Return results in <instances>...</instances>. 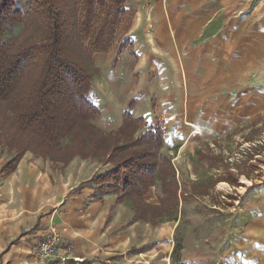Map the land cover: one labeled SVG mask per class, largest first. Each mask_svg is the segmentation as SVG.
<instances>
[{
  "label": "rangeland",
  "instance_id": "374dc122",
  "mask_svg": "<svg viewBox=\"0 0 264 264\" xmlns=\"http://www.w3.org/2000/svg\"><path fill=\"white\" fill-rule=\"evenodd\" d=\"M252 1L237 6L244 15L257 7L256 17L264 21V0ZM153 4L154 0L130 1L137 14L118 39V47L126 40L130 44L116 69L112 68L116 51L94 55L92 63L80 52L72 36L76 13L69 6L65 9L70 29L66 51L94 75L92 102L101 114L92 123L107 135L119 133L127 104L136 97L134 116L146 124L134 137L149 125L163 127L166 139L161 152L172 159L180 185L178 219L158 224L138 221L129 226L131 206L108 197L105 215L111 237L106 247L116 255L104 259L112 264H264V35L256 34L249 44L240 45L239 53L220 56L224 61L220 82L207 78V83L185 84V74L175 72L171 81L169 75L163 77L170 85L149 86L155 78L148 72L153 66L143 62L149 47L142 40L151 27L147 21ZM263 24L255 31H262ZM22 34L20 28L15 31ZM143 70L148 74L141 79ZM130 134L121 133L120 143H128ZM12 155L0 138V170ZM70 163L74 165L65 169ZM70 163L63 168L54 164L65 180L76 172V180L82 181L108 172L114 162L100 155ZM160 195L156 184L146 202L159 205Z\"/></svg>",
  "mask_w": 264,
  "mask_h": 264
},
{
  "label": "trees",
  "instance_id": "16d2710c",
  "mask_svg": "<svg viewBox=\"0 0 264 264\" xmlns=\"http://www.w3.org/2000/svg\"><path fill=\"white\" fill-rule=\"evenodd\" d=\"M130 1L0 0V138L14 154L2 174L14 172L27 152L64 166L81 156H109L112 169L82 188H91L95 200L115 195L116 202L129 204L134 211L129 225L158 224L177 220L180 208L177 170L161 152L163 127L149 125L134 137L145 122L134 116L136 97L127 104L119 133L107 135L96 127L92 121L101 110L92 102L94 75L66 51L69 6L76 13L72 36L77 48L90 63L94 55L116 51V69L130 44L126 40L118 47L136 14ZM18 28L21 36L15 35ZM127 131L130 140L122 144L119 135ZM156 184L161 188L159 205L146 202ZM157 213L160 220H154Z\"/></svg>",
  "mask_w": 264,
  "mask_h": 264
},
{
  "label": "crops",
  "instance_id": "0c3cea01",
  "mask_svg": "<svg viewBox=\"0 0 264 264\" xmlns=\"http://www.w3.org/2000/svg\"><path fill=\"white\" fill-rule=\"evenodd\" d=\"M245 1L154 0L147 21L151 27L142 40L150 48L143 62L153 66L148 72L155 78L149 86L155 82L156 86L170 85L163 77L169 75L171 81L175 72L185 74V84L220 82L219 72L224 68L220 56L239 53L240 45L249 44L256 34L264 35V29L255 31L264 22L256 17L257 7L244 15L237 6ZM260 4L263 7L262 1ZM139 72L141 79L148 74ZM56 169L53 162L26 154L11 174L0 170V260L3 264H38L36 246L54 221L64 229L76 259L86 264H112L111 259H104L116 255L106 247L111 226L107 227L105 214L112 196L95 200L91 188L80 187L95 174L77 181L76 172H70L65 180L64 173ZM112 242L116 244L115 236Z\"/></svg>",
  "mask_w": 264,
  "mask_h": 264
},
{
  "label": "built area",
  "instance_id": "2783aa9c",
  "mask_svg": "<svg viewBox=\"0 0 264 264\" xmlns=\"http://www.w3.org/2000/svg\"><path fill=\"white\" fill-rule=\"evenodd\" d=\"M64 229L51 221L41 234L35 249L38 264H82L83 261L74 257L73 246L66 240Z\"/></svg>",
  "mask_w": 264,
  "mask_h": 264
}]
</instances>
